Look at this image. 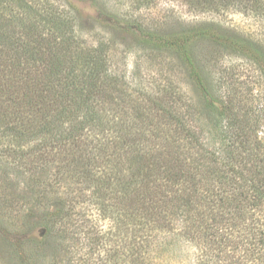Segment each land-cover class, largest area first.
<instances>
[{"label":"trees","instance_id":"obj_1","mask_svg":"<svg viewBox=\"0 0 264 264\" xmlns=\"http://www.w3.org/2000/svg\"><path fill=\"white\" fill-rule=\"evenodd\" d=\"M71 1L0 0L5 160L39 191L38 201H56L48 217L21 224L35 235L32 247L53 242L57 255L69 251V230L89 234L78 209L89 201L117 221L131 252L141 251L137 233L146 232V218L170 227L179 215L196 264H264V0H187L204 13H241L261 33L206 24L166 36L91 0L102 28L178 59L207 116L195 121L167 95L126 88L110 68L109 40L79 42ZM200 46L241 61L225 69L229 83L225 75L209 81ZM239 67L248 71L245 82ZM4 169L0 181H11ZM64 177L75 196L57 195Z\"/></svg>","mask_w":264,"mask_h":264},{"label":"rangeland","instance_id":"obj_2","mask_svg":"<svg viewBox=\"0 0 264 264\" xmlns=\"http://www.w3.org/2000/svg\"><path fill=\"white\" fill-rule=\"evenodd\" d=\"M54 1L60 3L59 0ZM97 3L126 19H139L145 29L165 36L206 24L218 25L222 31L242 35L262 32L258 22L241 13L231 9L219 14L204 13L188 5L187 0H97ZM74 4L79 42L94 46L100 41L109 40L110 68L116 77L124 79L126 88L129 87L135 93L167 95L171 99L169 102L175 101L183 107L192 121L198 116L207 119L185 68L173 54L147 49L102 28L94 21L97 9L91 0L69 2L71 7ZM195 51L198 58L203 56L201 61L205 65L204 70L208 73L209 81L215 84L222 75L227 77L229 83L230 76L225 69L241 63L230 56L220 58L219 55H213L210 49L203 46ZM239 68L243 72L240 79L245 82L248 71L244 70L245 67ZM6 148L7 139L0 136V171L5 168L4 172L14 176L11 181H0V200L7 199V203L0 205V215H4L0 216V264H196L197 252L188 242L181 216L174 218L171 222L173 226L170 227L167 219L161 225L146 218V232L137 233L140 240H137L136 247L141 248V251L131 252L125 246L124 230L117 221L103 218L97 211V205L89 201L81 203L78 208L84 209L80 212V219L86 224L85 230L89 234L83 232L77 235L75 227L69 230L73 239L64 242L69 245V251L61 250L57 255L51 251L53 242H45L41 249L33 248L35 235L30 234L28 228L23 229L21 224H32L38 218L48 217L56 210L52 207L56 201L54 196L38 201L36 192L39 191L32 193L23 175H16L17 170L13 172V166L7 165ZM58 182L55 190L60 198L65 197L67 191H71L69 196L77 194V190L74 192L75 186L67 183V178H61ZM37 189L42 191L43 186ZM8 205L11 206L9 210L4 208ZM15 217L18 221L16 225L11 220ZM131 240L134 242L133 236L129 234L128 241Z\"/></svg>","mask_w":264,"mask_h":264}]
</instances>
